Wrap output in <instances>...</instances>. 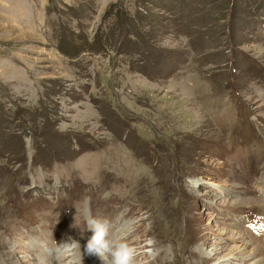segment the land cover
Returning <instances> with one entry per match:
<instances>
[{"label":"rangeland","instance_id":"rangeland-1","mask_svg":"<svg viewBox=\"0 0 264 264\" xmlns=\"http://www.w3.org/2000/svg\"><path fill=\"white\" fill-rule=\"evenodd\" d=\"M90 215L139 264H264V0H0V264Z\"/></svg>","mask_w":264,"mask_h":264},{"label":"clouds","instance_id":"clouds-1","mask_svg":"<svg viewBox=\"0 0 264 264\" xmlns=\"http://www.w3.org/2000/svg\"><path fill=\"white\" fill-rule=\"evenodd\" d=\"M86 224L92 233L84 245L88 255L97 256L103 264H134L136 250L127 242H114L110 238V222L106 218L90 215Z\"/></svg>","mask_w":264,"mask_h":264},{"label":"bare ground","instance_id":"bare-ground-1","mask_svg":"<svg viewBox=\"0 0 264 264\" xmlns=\"http://www.w3.org/2000/svg\"><path fill=\"white\" fill-rule=\"evenodd\" d=\"M140 251H136L134 257V264H139L143 257L138 258ZM58 257V260H57ZM56 258L55 261H51L48 264H103V262L95 255H88L85 252V249L81 253L78 254V250L75 246H71L70 244L61 243L56 246V254L53 256ZM246 258V257H245ZM241 260L243 261V259ZM61 259V261L59 260ZM141 259V260H140ZM205 262L208 258H202Z\"/></svg>","mask_w":264,"mask_h":264},{"label":"snow or ice","instance_id":"snow-or-ice-1","mask_svg":"<svg viewBox=\"0 0 264 264\" xmlns=\"http://www.w3.org/2000/svg\"><path fill=\"white\" fill-rule=\"evenodd\" d=\"M251 226V225H250Z\"/></svg>","mask_w":264,"mask_h":264}]
</instances>
